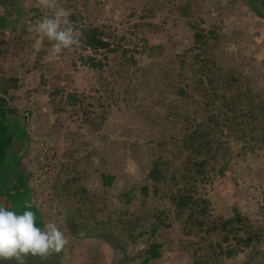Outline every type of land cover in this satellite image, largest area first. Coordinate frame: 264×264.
I'll return each instance as SVG.
<instances>
[{
	"label": "rangeland",
	"instance_id": "rangeland-1",
	"mask_svg": "<svg viewBox=\"0 0 264 264\" xmlns=\"http://www.w3.org/2000/svg\"><path fill=\"white\" fill-rule=\"evenodd\" d=\"M57 2L71 11L80 32L106 25L112 36L105 39L116 50L94 55L80 41L55 54L35 29L51 13L39 0H28L29 38L18 42L11 29L0 30V94L18 111L12 116L16 129L27 133L22 171L43 226L56 222L69 241L60 252L63 263L112 264L115 249L101 236L106 232L126 247L130 264H144L139 251L149 241L161 243L160 257L146 264H264V142L246 145L253 127L245 123L246 131L237 132L228 124L213 138L231 154L215 148L200 154L194 149L199 142L188 148L193 128L185 120L189 113L195 120L219 115L216 106L203 104L204 90L195 88L203 59L214 65V74L207 71L212 92L240 94L248 84L264 97V18L246 0ZM179 5H187L188 14ZM94 56L104 61L101 69L90 67ZM233 74L241 80L230 90ZM181 87L188 96L179 95ZM71 94L80 102L72 104ZM258 122L264 127V120ZM156 161L162 165L159 182L150 176ZM67 162L77 168L71 174L76 180L64 189L58 185ZM82 188L79 197L69 192ZM183 196L193 203L179 208L173 197ZM235 211L263 234L256 247L227 258L220 254L227 244L218 223ZM120 214L140 222L131 232L145 234L136 242L127 240L133 221L125 238L112 229Z\"/></svg>",
	"mask_w": 264,
	"mask_h": 264
},
{
	"label": "trees",
	"instance_id": "trees-1",
	"mask_svg": "<svg viewBox=\"0 0 264 264\" xmlns=\"http://www.w3.org/2000/svg\"><path fill=\"white\" fill-rule=\"evenodd\" d=\"M27 1L28 0H0V9H2V13H0V30L11 29L16 34L15 38L18 42H20V40L23 42V35L29 38L31 34V32L27 31L29 29L30 19L28 18V13L24 10L27 8L25 5ZM71 1L72 0H70V2ZM246 2L247 6L254 13L264 18V12L262 11L264 8V0H246ZM179 6L185 15L188 14L187 5ZM81 32V44L86 49L91 50L94 55L103 54L106 57L107 51L116 50L115 47H112V43L105 39V36H112L106 25H92L87 29H83ZM213 34L215 35V33ZM200 38L201 36L196 33L195 40L198 44L201 43ZM146 50V48H142V51L146 52ZM197 58L198 56L196 55V59ZM89 60L90 67L92 68L101 69L104 65V61L97 59L95 56L90 57ZM199 62H201V60ZM202 62L207 61L203 59ZM202 62L200 63L199 71L203 77H196L194 80L195 88L204 90L205 95L201 98L203 104L205 107H211L212 105L216 106L219 115H210L204 119H196V122L195 119H192V113L188 114V119L185 118V120L186 122H192L189 127L193 128L187 137V142L189 143L188 148H192L193 144L199 142L200 145L198 147L194 146V149L200 154L210 152L215 148L222 153L225 149L226 154L230 155V149L228 147L222 149L221 141L216 142L213 138L215 134H224V128L228 124V128L235 127L237 132H240L241 129L245 130L243 127L245 123L253 127L252 134L250 133V141H245L246 145L252 144L251 146L253 147L257 142H264V127L256 126L257 123H259L258 120H264V97L255 93L248 84L241 86L242 90L240 94L234 92L229 95L227 93L219 95L212 92L209 85H213L214 78L211 77L208 72L214 74V71H210V67L213 68L215 62H210L213 66H205L206 64ZM206 72L207 74H205ZM239 76L240 75L234 74L231 76V81L228 83V86L231 87H229L230 90L234 87L233 85H239L241 80ZM179 93L180 96H188L185 89L182 87ZM68 99L72 101V104L80 102L77 94L68 95ZM191 103L197 105L198 100L193 99ZM17 112L16 108L10 107L8 99L0 94V203L14 209L18 213H22L26 207L30 206V210L36 214L37 226L42 227V214L32 202L31 188L26 184L28 176L22 171V158L26 155L28 141L27 133L23 129H16V120L14 117L12 118V116L17 114ZM223 114L225 116L224 120L220 118V115ZM19 146H22V151L16 152L15 148ZM203 162L202 165H206V161ZM62 167L60 175L61 181L58 187L68 189V184L76 180V175L71 176V174L76 172L77 168L69 162L63 164ZM161 167V163L156 161L150 172V176L158 182L163 179ZM223 173L224 170L221 169L220 174ZM112 179V176H109L104 183L109 185ZM73 191L69 190V192L76 197L82 195V192H86L83 188L78 189V191L74 189ZM173 198L179 208H186L193 203V199L189 196L178 197V199L177 197ZM190 217L193 218L192 215H190ZM130 221L134 222L135 225L132 227L134 229H129L131 224ZM136 221V219L126 221L120 214L116 222L112 225V229L122 238L127 236H125V231L129 229L127 240L136 242L145 234L143 229H139L138 235L131 232L141 226L140 222ZM199 224L202 226L203 222L200 221ZM218 226L222 231V239L224 243L227 244L224 248L220 246V254L225 255L227 258L238 256L244 250L256 247L263 234L261 229H254L251 227L249 221L237 211H235L234 215L231 217L221 220ZM155 229L156 227H153V234H156ZM240 231H244L245 234H239ZM233 241L235 245H232ZM160 248L161 243L149 241L147 247L139 251L144 260V264L152 259L160 257ZM252 259L254 260V257Z\"/></svg>",
	"mask_w": 264,
	"mask_h": 264
},
{
	"label": "clouds",
	"instance_id": "clouds-1",
	"mask_svg": "<svg viewBox=\"0 0 264 264\" xmlns=\"http://www.w3.org/2000/svg\"><path fill=\"white\" fill-rule=\"evenodd\" d=\"M39 3L51 14L40 17L35 29L51 42L53 52L59 54L79 45L81 32L70 20L71 11L60 6L57 0H39ZM68 243L56 222L37 226L36 214L30 206L18 213L0 203V259L14 258L16 264H25L27 256L31 255L44 260L64 250Z\"/></svg>",
	"mask_w": 264,
	"mask_h": 264
},
{
	"label": "water",
	"instance_id": "water-1",
	"mask_svg": "<svg viewBox=\"0 0 264 264\" xmlns=\"http://www.w3.org/2000/svg\"><path fill=\"white\" fill-rule=\"evenodd\" d=\"M101 236L113 245L115 249V257L112 264H130V256L128 255V251L124 245L118 243L112 235L106 232H103ZM5 262L6 263L3 264H16L14 258H6ZM25 264H61L60 252L50 255L44 260H41L37 256L29 255L25 260Z\"/></svg>",
	"mask_w": 264,
	"mask_h": 264
},
{
	"label": "flooded vegetation",
	"instance_id": "flooded-vegetation-1",
	"mask_svg": "<svg viewBox=\"0 0 264 264\" xmlns=\"http://www.w3.org/2000/svg\"><path fill=\"white\" fill-rule=\"evenodd\" d=\"M61 262H62L61 264H64V263H63V259H61Z\"/></svg>",
	"mask_w": 264,
	"mask_h": 264
}]
</instances>
